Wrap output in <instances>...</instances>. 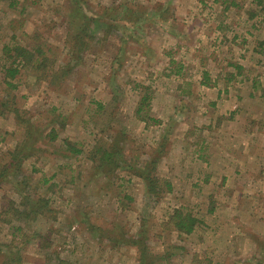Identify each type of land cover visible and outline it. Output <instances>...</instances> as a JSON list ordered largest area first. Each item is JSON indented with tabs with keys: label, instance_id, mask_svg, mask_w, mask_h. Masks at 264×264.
Segmentation results:
<instances>
[{
	"label": "rangeland",
	"instance_id": "rangeland-1",
	"mask_svg": "<svg viewBox=\"0 0 264 264\" xmlns=\"http://www.w3.org/2000/svg\"><path fill=\"white\" fill-rule=\"evenodd\" d=\"M9 1L0 0V102L11 107L0 113V164L28 124L40 130L41 151L22 165L40 208L11 235L1 212L20 197L0 186V264L13 254L19 262L7 264H137L135 247L112 248L103 234L134 235L141 223L152 264H264V12L252 0H83V11L73 0ZM127 8L130 23L118 20ZM90 11L111 28L101 24L70 61L66 36ZM15 46L40 49L44 72L70 70L51 83L19 67L9 89L2 73L16 65ZM117 132L124 164L162 146L155 170L171 190L160 199H146L133 173L97 171L92 150ZM177 208L198 219L189 235L167 224Z\"/></svg>",
	"mask_w": 264,
	"mask_h": 264
},
{
	"label": "trees",
	"instance_id": "trees-1",
	"mask_svg": "<svg viewBox=\"0 0 264 264\" xmlns=\"http://www.w3.org/2000/svg\"><path fill=\"white\" fill-rule=\"evenodd\" d=\"M73 1L78 6L77 7L78 10L83 11L81 7V3L83 2V0H73ZM223 2L225 4L229 3L230 5H236L235 0H223ZM252 3L259 8L258 9L256 7V10L264 12V0H252ZM16 4H18V0H10L8 7H13ZM199 4L201 7H205L203 0H199ZM82 5L83 7L85 6L84 4ZM225 8H227V6ZM125 12H126V16L125 17L121 16L118 20L123 21L124 23L132 22L133 21L132 13L135 12H133L129 8H127ZM79 16L81 17V24L78 26V28H76L74 32H70L66 36L67 38L65 43L69 45L68 48H66V52L73 53L70 54L71 56L70 61H75L76 59H79L81 57L80 53L84 52V50H86L89 47L88 46L89 43L95 39L96 31H99L102 28L100 27L101 24H104L103 27L106 29L111 28L109 24L105 23V21H103L99 16L95 15L91 11L85 14L84 19L81 15ZM139 17L141 18V15H139ZM252 17L253 16H249V18ZM135 19H136L135 21H137V16ZM100 20L102 22H100ZM106 29L102 31L103 36L110 33ZM30 48L31 47H29L28 49ZM28 49L21 46H15L14 48L11 49V52H13L12 57L14 59V64L16 63V65H11L5 69L3 68L2 76L4 79L7 80V82H5L7 88L12 90L17 88L19 84L18 81L19 79L15 77L19 75V71L21 67L23 68V70L24 68L45 70L46 66L44 62L41 60V58L38 59V57L41 55L40 49L31 50L33 52H31ZM256 50H258V52H261V54L264 55V39H262L257 43ZM67 67L68 65L66 63V66L59 70H50L48 73L44 72L43 70L41 74L39 75L32 74V76L35 77L36 79L42 78L43 76L46 78L50 77V81L52 83L55 82L56 80H60L59 78L60 76L69 72L70 68ZM24 73H26L25 70ZM203 76L207 78V72H203ZM16 79L18 84L15 83ZM144 91L145 92L142 94L138 107L135 111L137 116L141 114L144 107L147 108L149 106L148 103L150 100V93L148 92V89H145ZM97 106L99 108H102L100 104H97ZM8 107L9 109H11V107L8 106L7 100L0 102V113L2 114L3 113L2 110ZM140 117H142L141 120L148 119V116L146 114H142L140 115ZM41 138L42 136L40 130L38 128L33 127L31 124H28L25 130L23 131V136L20 142L17 143L12 150L7 152L6 160L0 164V186L5 183L9 184L10 185L9 191L12 194H15L17 196L19 195L20 197L18 204L16 206L12 202L14 208L10 209L9 207L8 212L4 213L6 209L2 210L1 212L3 214L11 215V218L3 220L4 223L7 224L10 229H12L11 235H14L16 232L22 231V228L20 226H15V227L13 226L14 222L16 221L20 222L28 219L31 216V214H33V212L35 211L36 206L40 208L38 203L35 202L33 199H31L29 196V192L27 190L28 179L27 176L22 172V165L26 159L35 156L36 153H38V151H41V147H40ZM48 138L50 141H54L57 138V134L55 133L54 129H52L49 132ZM123 138L124 135L117 132V134H114V136L109 139V142L107 143L102 142L99 145L95 146V148L92 150L91 161L92 162L95 161V163H97L96 165L97 171L103 174L104 176L111 175L114 172H117L118 170L121 169L126 170L129 173H133L136 177L141 179L143 184V193L146 199L153 201L160 199L162 193L171 190V184L166 181H164L165 190L161 189L159 183L160 180L155 170L157 159L160 157L162 153L161 151L162 146L156 148L154 150L155 153L148 160L136 164L137 166H134L132 164H124L125 160L122 154ZM70 149L71 152L74 154H78L81 152V149H76L73 147H71ZM46 181L47 180L43 182L45 183ZM169 218L170 221L167 222V224H171L172 230L176 231L179 234L189 235L198 226V219L192 213L182 212L181 209L179 208L175 209ZM88 225L93 230H99L102 232L101 229L93 226L91 223H89ZM143 227H144V223H141L137 233L134 235L127 234L123 231L111 232L107 230L104 231L105 234H103V238H105L109 243L112 244V248L124 247V246L135 247L137 252L136 255L137 264H152L153 260H158V257L152 256V254L149 253L150 252L149 248L145 243L147 234L143 229ZM99 241H101V239ZM12 256L13 259L7 260L5 262L6 264L7 262L8 263L19 262V258L17 254H13Z\"/></svg>",
	"mask_w": 264,
	"mask_h": 264
}]
</instances>
